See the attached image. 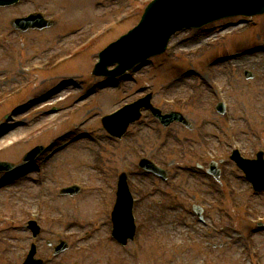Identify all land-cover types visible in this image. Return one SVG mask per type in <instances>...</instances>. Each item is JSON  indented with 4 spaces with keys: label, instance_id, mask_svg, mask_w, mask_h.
I'll list each match as a JSON object with an SVG mask.
<instances>
[{
    "label": "rangeland",
    "instance_id": "1",
    "mask_svg": "<svg viewBox=\"0 0 264 264\" xmlns=\"http://www.w3.org/2000/svg\"><path fill=\"white\" fill-rule=\"evenodd\" d=\"M38 2L42 9L49 11V16L55 14L60 18L41 33L11 32L9 21L33 10L27 1L15 8L0 10V92H14L0 104V162L13 165L11 171L0 173V183L13 178L0 188V213L12 215L18 222L0 224V264L22 263L31 241L25 221L35 214L40 205L38 201H45L41 206L43 212L37 217L45 228L40 238L41 255L49 257L51 249H47L45 242L53 246L58 236L72 243L67 252L50 264H251L244 247L250 226L236 205L249 202L258 215H263L264 194L251 198L247 183L240 180V173L227 158L225 171L237 191L233 196L222 185L195 174L194 169H179L185 164L192 167L193 163L187 161L177 162L168 170L179 178L176 188L144 177L133 166L137 171L135 180L142 187L137 196L143 200L136 210L140 232L133 245L120 247L109 240L111 226L107 210L114 203V173L122 169L119 164L122 153L117 143L103 132L98 118L134 98V92L141 87L152 85L157 90L173 84L167 91L168 97L182 99L192 94L193 98L180 111L188 119L191 130L178 124L171 126L167 130L170 144L202 146L203 142L194 132L200 129L209 147L219 153L218 144L221 141L228 144V141L223 121L213 107L217 101L224 100L228 104L226 121L235 128L239 147L248 157L259 150L264 152V119L253 117L258 110L264 116V55H246L237 63L212 65L214 59L253 47L259 38L264 39V17L257 19L256 26L231 30L230 37L223 40L215 30L211 34L202 33L201 38L195 33L179 34L169 48V56L155 59L153 65L131 80L103 89L101 79L91 76L97 53L135 25L140 13L110 24L104 36L71 62L44 72L33 66H41L46 58H57L67 52L103 24L117 19L131 4L119 0ZM79 29L82 32L73 33ZM209 61L205 69L203 66ZM246 71L252 74V80L244 78ZM184 73L196 76L182 77ZM178 79L183 81L177 82ZM26 82L31 85L24 86ZM97 88H101L99 93H90ZM82 103L89 105L77 113H68L71 104L81 109ZM46 105L51 107L40 108ZM19 107L23 110L13 113ZM157 107L167 111L161 105ZM52 108L64 112L50 111ZM141 122L147 124L134 133L135 124L130 130L129 142L157 154L160 134L165 130L149 115ZM77 135L86 138L71 145ZM36 146H48L49 151L40 157L39 170L33 171L29 163L22 161ZM22 164L25 169L17 177L16 167ZM73 182L82 186V193L71 198L60 197L58 190ZM151 186L156 189L154 193L149 192ZM41 188L43 193L39 192ZM193 189L205 193L209 203L214 202L211 211L204 214V220L213 229H205L187 205L188 201L196 200L191 193ZM26 211L30 212L26 215ZM89 222H93L91 227ZM222 227L226 228L225 232L217 234ZM78 239L82 240L81 244L77 243ZM253 240L264 263V233L255 235ZM154 243L165 245V254ZM170 243H178L179 249ZM142 246L146 251L138 252Z\"/></svg>",
    "mask_w": 264,
    "mask_h": 264
},
{
    "label": "water",
    "instance_id": "2",
    "mask_svg": "<svg viewBox=\"0 0 264 264\" xmlns=\"http://www.w3.org/2000/svg\"><path fill=\"white\" fill-rule=\"evenodd\" d=\"M14 24H16V23H14ZM42 26H43V25H41V26L37 27V29H39V30H40V29L42 28Z\"/></svg>",
    "mask_w": 264,
    "mask_h": 264
}]
</instances>
